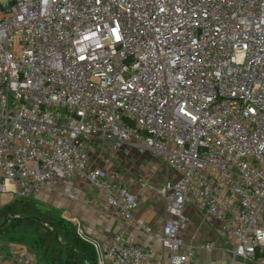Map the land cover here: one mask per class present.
Listing matches in <instances>:
<instances>
[{
  "label": "built area",
  "instance_id": "1",
  "mask_svg": "<svg viewBox=\"0 0 264 264\" xmlns=\"http://www.w3.org/2000/svg\"><path fill=\"white\" fill-rule=\"evenodd\" d=\"M87 141L175 174L158 190L163 264L196 256L187 205L220 222L228 264H264V0H0V194L77 199L85 181L122 220L105 253L93 243L99 263L149 264L130 232L138 195Z\"/></svg>",
  "mask_w": 264,
  "mask_h": 264
},
{
  "label": "crops",
  "instance_id": "2",
  "mask_svg": "<svg viewBox=\"0 0 264 264\" xmlns=\"http://www.w3.org/2000/svg\"><path fill=\"white\" fill-rule=\"evenodd\" d=\"M120 149L122 150L110 152L107 156L101 155L100 158L93 159V162L107 169L118 166L123 170L125 180L140 201L139 208L130 220V232L148 250L149 264H163L168 261L169 254L163 249L159 237L163 232L167 213L164 199L158 190L166 182H171L175 174L159 156L152 152L139 153L125 147ZM81 187L82 192L77 199H70L63 187L43 190L37 199L43 200L48 207L55 206L62 211L68 210L77 218L78 227L82 230L81 236L98 244L105 253L122 220L118 212L107 203L102 193L85 181L82 182ZM186 213L189 222L182 235L186 247H193L196 256L184 264H228L224 254L226 244L217 235L221 227L220 222L213 217L205 216L204 211L194 205H187ZM138 220H141L143 225L139 224ZM207 243L211 244L210 248H206ZM15 244L19 243L15 242ZM19 248L25 256V264H39L41 258L31 248L28 251L23 247ZM104 264L109 262L105 260ZM235 264L251 263L238 260Z\"/></svg>",
  "mask_w": 264,
  "mask_h": 264
},
{
  "label": "trees",
  "instance_id": "3",
  "mask_svg": "<svg viewBox=\"0 0 264 264\" xmlns=\"http://www.w3.org/2000/svg\"><path fill=\"white\" fill-rule=\"evenodd\" d=\"M33 200L15 198L1 205L0 220L8 217V223L0 227V233L21 228V238L31 235L32 251L53 264H100L95 245L78 233L74 223L54 216Z\"/></svg>",
  "mask_w": 264,
  "mask_h": 264
},
{
  "label": "rangeland",
  "instance_id": "4",
  "mask_svg": "<svg viewBox=\"0 0 264 264\" xmlns=\"http://www.w3.org/2000/svg\"><path fill=\"white\" fill-rule=\"evenodd\" d=\"M87 144L91 145V147H92V152H93L91 154V160L92 161H94L95 159L100 158L101 155L103 156L105 154V156H107V155H110L109 154L110 152L115 153L117 151L119 152L120 150H122V149H120L121 147L119 148L117 145L111 144V143L87 141ZM98 152H99V154H98ZM10 197H12L11 194H0V206L6 204L7 202H11L13 199L9 200ZM33 201L36 202L44 210L50 211L54 216H58V217L61 216V212H62L61 209H59V208H57L55 206H49L48 207V206H46L44 204L43 200L35 199ZM2 223H3V221L0 220V225ZM7 223H8V221H7ZM10 226H11V224L8 225V228ZM20 229L21 228H19L17 230L10 229L8 232L0 233V242L4 243V246L2 248H0L2 253H7L6 251H7V248H8V244L9 243H15V242H17L20 245H22V246H20L19 244H16V245H19V247H23L27 251L30 249L31 240H32L31 239V235L26 234L23 238H21ZM26 233H28V232H26ZM14 239L20 240V241H16ZM19 250H20V252H22L21 248H19ZM39 264H53V263H51L50 261L46 260L41 255V260H40ZM56 264H58V263H56Z\"/></svg>",
  "mask_w": 264,
  "mask_h": 264
},
{
  "label": "water",
  "instance_id": "5",
  "mask_svg": "<svg viewBox=\"0 0 264 264\" xmlns=\"http://www.w3.org/2000/svg\"><path fill=\"white\" fill-rule=\"evenodd\" d=\"M8 221V217H5L3 220V223L0 225V227L4 226Z\"/></svg>",
  "mask_w": 264,
  "mask_h": 264
}]
</instances>
